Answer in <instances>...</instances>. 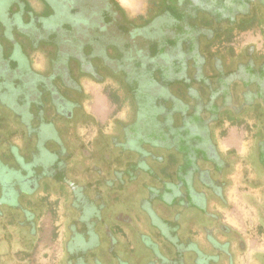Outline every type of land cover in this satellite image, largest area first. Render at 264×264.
Here are the masks:
<instances>
[{
  "label": "flooded vegetation",
  "instance_id": "flooded-vegetation-1",
  "mask_svg": "<svg viewBox=\"0 0 264 264\" xmlns=\"http://www.w3.org/2000/svg\"><path fill=\"white\" fill-rule=\"evenodd\" d=\"M198 5L154 0L148 16L128 19L116 0H0V264H33L47 215L60 219L58 264H175L176 257L237 264L250 239L264 264L257 201L264 164L238 160L215 137L251 113L258 127L251 151L264 145V56L250 48L242 58L232 47L224 53L237 31L259 26L264 35V0H250L246 14L232 18ZM86 78L115 80L132 104L129 123L88 145L77 134L79 123H94L83 102ZM109 96L119 100L118 91ZM239 162L259 193L246 191L238 207L228 191ZM132 185L138 196L127 211ZM245 202L259 224L240 232L224 213L246 211ZM204 215L207 227L197 222ZM135 218L155 236L142 246L139 233L138 249L125 238L127 224L138 228Z\"/></svg>",
  "mask_w": 264,
  "mask_h": 264
},
{
  "label": "rangeland",
  "instance_id": "rangeland-1",
  "mask_svg": "<svg viewBox=\"0 0 264 264\" xmlns=\"http://www.w3.org/2000/svg\"><path fill=\"white\" fill-rule=\"evenodd\" d=\"M120 7L126 13L128 19H134L136 16H143L146 17L150 13V8L153 6L154 0H116ZM242 1V2H241ZM240 3L243 5L245 0H241ZM203 4L208 7V11L212 13L217 11V9L222 7V0H202ZM240 4V5H241ZM245 8V6H243ZM203 22V21H201ZM194 23V22H192ZM262 28L256 26L248 31H237L232 42L226 45V50L224 51L225 54L228 50L227 48L232 47L234 48L235 55L239 57H244V52L246 49H256L257 50V57L263 58L264 56V35L262 32ZM215 50V49H214ZM43 54L38 53L34 55V60L36 66H40L43 62ZM82 88L84 90L85 99H83L85 108L87 113H91L94 115V123L89 124V126H81L79 123L77 126V134L79 139L85 145L93 144L94 140L96 139H105L102 136L103 134L106 135H115L117 133L115 124L120 123L121 125H125L131 121L132 116V104L126 98V92H124L123 87L113 79H107L105 83L99 84L93 82L89 79L82 80ZM114 91H118L119 100H112L113 97H110ZM243 125L237 127H230L228 124H225L224 134L220 133V130H216L215 137L218 140V143L221 146V149H234L236 151L238 160H244V157H248L249 161H255L257 158H261L260 162L256 160L254 165L258 167L264 164V145L258 149L259 152H255L254 150L251 151L252 145L255 143V133L257 132V120L251 113H247L243 116ZM108 137V136H106ZM96 139V140H97ZM93 142L91 143V141ZM96 142V141H95ZM251 151V152H250ZM255 166V173L256 172ZM253 167V165H252ZM241 162L238 163L236 166L235 171L231 175L232 186L228 191L229 201L234 203V205L240 206L239 202L241 199V195L244 194L246 191L253 192L255 194L259 193V191L253 188L252 185H249L245 182V179L242 178V170H241ZM259 171V170H258ZM136 188L132 186H128L126 188V208L127 211L133 209V203L138 195H134ZM233 192V194H232ZM232 194V195H231ZM259 195V194H258ZM263 197H259L257 199L259 205L261 206V210L264 213V195L262 192L260 193ZM140 197V195H139ZM178 201V200H177ZM176 201V202H177ZM243 202V201H242ZM253 196L249 198V203L252 204ZM212 199L203 203L207 205V211H211L213 209ZM183 204V202H182ZM248 208L245 210H236L237 215L231 216L230 213H224L226 221L231 224L234 228L238 229L240 232L244 231L243 228L247 227L250 221H254V224H259V218L257 216V210L253 207H248V204L245 202L244 205L241 206ZM159 209V208H158ZM260 210V211H261ZM221 211H226L225 209H221ZM245 211V212H242ZM130 213L133 214L132 211ZM161 213V212H160ZM211 213V212H210ZM162 217L165 216L167 218V212L163 211ZM135 215H140L139 213ZM261 215V213H260ZM161 216V215H160ZM262 216V215H261ZM134 224L136 227V231L132 228L131 225L127 224L126 226V244L127 247L130 245L134 248L138 249V238L137 235L142 233L144 230L141 225H138V218L134 219ZM197 222H201L203 227H207L208 224L211 223V220L207 218L206 215L201 216ZM60 219L58 220L57 216L55 215H47L41 225L42 231L40 232V236L37 240V244L35 250L32 252V258L34 260L33 264H58V261L62 255V242H63V233L60 231ZM262 228L264 230V216L261 218L260 222ZM196 225V221L194 223ZM193 225V226H194ZM149 230V227H146ZM254 228V227H253ZM151 232V231H150ZM153 234V232H151ZM257 241V240H255ZM255 241H251L255 243ZM256 244V243H255ZM257 248V246H256ZM160 254L164 259L169 260L172 259V253L168 248H162ZM175 264H184L185 262L180 261V258H175L177 260ZM152 260L150 256L145 255L144 261L147 262ZM258 262V261H257Z\"/></svg>",
  "mask_w": 264,
  "mask_h": 264
},
{
  "label": "trees",
  "instance_id": "trees-1",
  "mask_svg": "<svg viewBox=\"0 0 264 264\" xmlns=\"http://www.w3.org/2000/svg\"><path fill=\"white\" fill-rule=\"evenodd\" d=\"M226 1L227 0H222V4H223L222 7L217 9V11H215L213 13L222 15V14H225L226 12H228L227 14H229L230 17L232 18V17H234L232 14L234 13V11L236 12L237 10L243 11V14H246V10L245 9H247L248 3H250V0H245L244 4L242 5L240 3L241 0H231L230 5H228V4H226ZM198 6L206 8L207 11L209 10L208 7L206 5H204V4H203V6L202 5H198ZM243 6H245V8ZM168 8H169L170 12H173L174 9L172 7H168ZM210 13H212V12L210 11ZM174 14H176V12H174Z\"/></svg>",
  "mask_w": 264,
  "mask_h": 264
},
{
  "label": "crops",
  "instance_id": "crops-1",
  "mask_svg": "<svg viewBox=\"0 0 264 264\" xmlns=\"http://www.w3.org/2000/svg\"><path fill=\"white\" fill-rule=\"evenodd\" d=\"M143 230L144 231L140 234L139 239L141 241V245L145 246L146 245L145 242L147 240L146 236H152L153 238L155 236H154V234L151 233L153 231L150 228H149V230L151 232L150 231L148 232V229L146 227L143 228ZM251 241H253V240L252 239L249 240V245H250L249 250L245 254L239 255L237 257V261H236L237 264H258V262L253 257V253H254L253 247H254V245L252 246V244H254V243L251 242Z\"/></svg>",
  "mask_w": 264,
  "mask_h": 264
}]
</instances>
